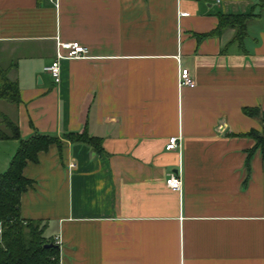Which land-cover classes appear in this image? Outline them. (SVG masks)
I'll return each instance as SVG.
<instances>
[{"label":"crops","instance_id":"0c3cea01","mask_svg":"<svg viewBox=\"0 0 264 264\" xmlns=\"http://www.w3.org/2000/svg\"><path fill=\"white\" fill-rule=\"evenodd\" d=\"M258 0H0V69L27 139L87 130L23 169V219L61 239L60 264H264V9ZM257 14L242 41L218 16ZM181 13H187L181 16ZM89 58L45 71L59 43ZM194 87H179L180 69ZM244 109H257L248 116ZM242 135V136H241ZM171 137L179 148L166 150ZM20 141L0 139V173ZM181 178L180 190L166 178Z\"/></svg>","mask_w":264,"mask_h":264},{"label":"trees","instance_id":"16d2710c","mask_svg":"<svg viewBox=\"0 0 264 264\" xmlns=\"http://www.w3.org/2000/svg\"><path fill=\"white\" fill-rule=\"evenodd\" d=\"M259 9H264V0H258ZM257 14L218 16V23L212 34H218L225 28L236 30L234 42H241L246 34L247 22ZM0 98L11 103H19L20 94L17 82L11 81L6 71L0 69ZM248 116L260 115L257 109H244ZM262 130L250 131L243 135L254 140V149L248 152L251 158L255 149L264 154V112L261 113ZM3 125L10 131H0L1 140H19L20 146L13 156L8 168L0 173V224L3 232L0 235V264H60V248L53 239L44 235L45 225L41 220L23 219L20 212L21 195L32 181L23 174L29 162L36 163L39 153L56 145L62 150L63 142L86 144L97 154L103 153L102 139L90 136L87 130L71 132L57 137L50 134L35 132L27 139L20 136L19 126L9 118H2ZM242 136V135H241ZM53 243V245H49Z\"/></svg>","mask_w":264,"mask_h":264},{"label":"built area","instance_id":"2783aa9c","mask_svg":"<svg viewBox=\"0 0 264 264\" xmlns=\"http://www.w3.org/2000/svg\"><path fill=\"white\" fill-rule=\"evenodd\" d=\"M187 13H181V16H186ZM89 58V52L86 47L80 45L79 43H59L56 59L52 64L45 67V71L49 73L55 83H60L61 80V61L62 60H73V59H85ZM178 86L179 87H194V81L190 76L187 69H180L178 75ZM179 137H171L168 139V143L165 146L166 150H176L179 148ZM166 184L170 188L175 190H180L181 188V178L178 175L170 174L166 178ZM3 232V226L0 224V235ZM55 243L60 246L61 239L59 236L55 238Z\"/></svg>","mask_w":264,"mask_h":264},{"label":"rangeland","instance_id":"374dc122","mask_svg":"<svg viewBox=\"0 0 264 264\" xmlns=\"http://www.w3.org/2000/svg\"><path fill=\"white\" fill-rule=\"evenodd\" d=\"M4 105H6L5 102L0 101V110L4 109ZM4 129L0 126V131H3Z\"/></svg>","mask_w":264,"mask_h":264},{"label":"water","instance_id":"95a60500","mask_svg":"<svg viewBox=\"0 0 264 264\" xmlns=\"http://www.w3.org/2000/svg\"><path fill=\"white\" fill-rule=\"evenodd\" d=\"M49 245H53V243L49 244Z\"/></svg>","mask_w":264,"mask_h":264}]
</instances>
